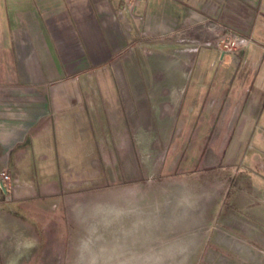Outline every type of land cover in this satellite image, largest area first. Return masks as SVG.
Listing matches in <instances>:
<instances>
[{
	"label": "rangeland",
	"instance_id": "374dc122",
	"mask_svg": "<svg viewBox=\"0 0 264 264\" xmlns=\"http://www.w3.org/2000/svg\"><path fill=\"white\" fill-rule=\"evenodd\" d=\"M198 20L179 19L132 44L135 37L128 38L131 45L112 72H96V80L138 81L143 87L136 115L127 113L131 106L123 100L118 122L107 110L96 112L94 168L49 170L58 178L47 182L39 170H32L29 182L9 174L4 192L0 188V264H261L262 253L253 262L246 238L230 231L229 180H181L184 157L198 143L201 126L211 128L206 142L200 141L207 167L220 159L229 138H216L214 125L204 124L199 113L216 90L197 88L220 80L215 71L221 55L247 41L213 22L205 24L204 35ZM225 77L231 80V73ZM134 91L120 90L119 97ZM124 143L137 158L132 168H111L110 175L102 157ZM103 147L107 153H98ZM151 173L159 180H150Z\"/></svg>",
	"mask_w": 264,
	"mask_h": 264
},
{
	"label": "crops",
	"instance_id": "0c3cea01",
	"mask_svg": "<svg viewBox=\"0 0 264 264\" xmlns=\"http://www.w3.org/2000/svg\"><path fill=\"white\" fill-rule=\"evenodd\" d=\"M143 2L144 14L136 16L134 0H0V170L27 182L34 180L32 170H39L47 182L58 178L49 170L94 168L96 112L107 110L118 122L124 103L131 106L127 113L136 115L137 105L142 107L136 95L143 87L138 81L96 80V72L111 73L134 40L179 19H199L203 33L205 24L230 26L246 43L221 55L215 71L220 80L197 88L216 90L214 100L200 104L201 121L214 125L216 138L229 139L208 168L200 141L206 142L211 128L201 126L198 143L184 157L181 180L229 183L230 231L238 240L246 238L249 259L261 252L264 264V0ZM197 48L203 50L200 42ZM123 89L135 91L119 97ZM103 148L98 153H107ZM114 149L102 157L105 167L132 168L135 149L125 143ZM210 151L217 155L216 148ZM196 157L198 164L191 162Z\"/></svg>",
	"mask_w": 264,
	"mask_h": 264
},
{
	"label": "water",
	"instance_id": "95a60500",
	"mask_svg": "<svg viewBox=\"0 0 264 264\" xmlns=\"http://www.w3.org/2000/svg\"><path fill=\"white\" fill-rule=\"evenodd\" d=\"M145 4L143 0H134L132 12L136 16H142L144 14Z\"/></svg>",
	"mask_w": 264,
	"mask_h": 264
},
{
	"label": "built area",
	"instance_id": "2783aa9c",
	"mask_svg": "<svg viewBox=\"0 0 264 264\" xmlns=\"http://www.w3.org/2000/svg\"><path fill=\"white\" fill-rule=\"evenodd\" d=\"M9 179V174L6 172V170H0V188H3V184L5 181Z\"/></svg>",
	"mask_w": 264,
	"mask_h": 264
}]
</instances>
